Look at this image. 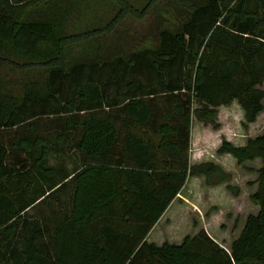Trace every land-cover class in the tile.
Returning <instances> with one entry per match:
<instances>
[{
	"label": "trees",
	"instance_id": "trees-1",
	"mask_svg": "<svg viewBox=\"0 0 264 264\" xmlns=\"http://www.w3.org/2000/svg\"><path fill=\"white\" fill-rule=\"evenodd\" d=\"M160 4L177 27L121 51ZM263 82L264 0H0V264H264V131L215 150L260 161L229 249L147 240L189 176L228 178L189 163L192 115L235 102L245 127Z\"/></svg>",
	"mask_w": 264,
	"mask_h": 264
},
{
	"label": "rangeland",
	"instance_id": "rangeland-1",
	"mask_svg": "<svg viewBox=\"0 0 264 264\" xmlns=\"http://www.w3.org/2000/svg\"><path fill=\"white\" fill-rule=\"evenodd\" d=\"M182 18L180 13H174L163 4L158 5L141 20L132 19L127 23V40L121 44L120 50L127 52L154 47L156 30L159 27L173 30ZM262 88L264 89V82ZM191 119L189 163L210 161L227 173L228 178L208 185L203 176H189L148 234L147 240L155 244L164 241L179 243L184 236L203 229L220 246L229 249L246 216L257 211V207L250 202L249 195L256 189L255 170L260 166V161L254 159L236 164L233 157L216 154L215 150L221 139L241 145L247 138L263 132L264 110L253 122L246 123L245 127L243 112L235 102L227 107L217 108L212 123L197 120L194 115ZM65 164L67 167L71 166L70 161L66 160ZM235 191L236 195L233 194ZM59 197L64 199L61 195ZM51 205L55 208L57 204L54 201ZM34 212L35 210L30 211V214ZM43 212L46 214V210Z\"/></svg>",
	"mask_w": 264,
	"mask_h": 264
},
{
	"label": "crops",
	"instance_id": "crops-1",
	"mask_svg": "<svg viewBox=\"0 0 264 264\" xmlns=\"http://www.w3.org/2000/svg\"><path fill=\"white\" fill-rule=\"evenodd\" d=\"M159 221V220H158Z\"/></svg>",
	"mask_w": 264,
	"mask_h": 264
}]
</instances>
